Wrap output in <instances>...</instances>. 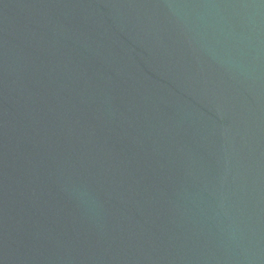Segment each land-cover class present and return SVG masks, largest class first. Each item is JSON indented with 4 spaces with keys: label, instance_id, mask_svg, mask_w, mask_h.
<instances>
[{
    "label": "water",
    "instance_id": "water-1",
    "mask_svg": "<svg viewBox=\"0 0 264 264\" xmlns=\"http://www.w3.org/2000/svg\"><path fill=\"white\" fill-rule=\"evenodd\" d=\"M0 264H264V0H0Z\"/></svg>",
    "mask_w": 264,
    "mask_h": 264
}]
</instances>
